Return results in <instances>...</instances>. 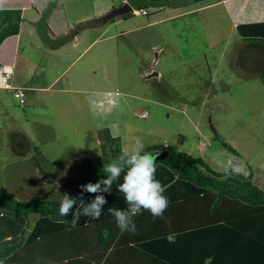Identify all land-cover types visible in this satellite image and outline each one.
<instances>
[{
	"label": "rangeland",
	"instance_id": "obj_1",
	"mask_svg": "<svg viewBox=\"0 0 264 264\" xmlns=\"http://www.w3.org/2000/svg\"><path fill=\"white\" fill-rule=\"evenodd\" d=\"M65 3L72 22L81 15L83 24L88 23L77 48L67 45V37L49 40L44 27L35 44L29 39L36 29L34 12L26 14L21 30L26 51L21 50L11 80L26 88L25 103L13 90L0 89V187L22 201L50 189L52 201L63 199L65 193L72 196L81 190L84 159L102 154L98 135L104 129L120 137L122 149L131 151L134 138L140 136L145 148L171 144L219 171L223 169L212 158L219 149L237 158L224 147V140L242 154L252 180L264 187V83L258 74L264 51L241 40L231 14L222 17L215 9L186 14L185 6L163 11L148 7L147 14L131 11L129 18L116 19L120 24L111 20L96 31L89 23L106 19L110 10L125 4L123 0ZM175 11L182 13L171 17ZM166 17L147 27L152 19ZM159 37L164 43L155 53L152 44ZM95 38L99 39L71 61ZM157 56L154 65L152 58ZM148 64L157 70L145 77L142 70ZM36 147L41 150L38 155ZM151 155L157 160L166 153Z\"/></svg>",
	"mask_w": 264,
	"mask_h": 264
},
{
	"label": "trees",
	"instance_id": "obj_2",
	"mask_svg": "<svg viewBox=\"0 0 264 264\" xmlns=\"http://www.w3.org/2000/svg\"><path fill=\"white\" fill-rule=\"evenodd\" d=\"M66 1L71 0H58L57 4L54 0H0V65L13 61L23 21V6L45 10L47 17L53 6L56 7L51 14V23L57 33H64L69 26ZM129 2L139 9L174 4L171 0ZM130 13L123 14L124 18H129ZM46 18L42 17L44 23ZM236 30L242 41L264 51V20L238 23ZM258 74L264 83V63ZM98 136L102 154L84 159L86 174L79 181L80 185L107 179L104 166L121 154L119 136H114L109 129L101 130ZM222 143L227 150L241 157L232 145L224 140ZM35 150L37 155L41 151L37 147ZM144 152L166 153L165 157L155 160V177L166 187L164 195L169 200L161 217L154 218L150 211L142 209L133 217L137 233H121L109 208L128 207L124 193L118 190L127 170L113 181L110 193H97L107 200L100 218L81 216L75 227L70 222L77 208L83 209L81 190L69 196L77 202L69 215L61 217L62 199L52 201L49 198L54 189L22 201L7 188L0 187V264H187L188 261L183 262V256L175 258L173 255L182 233L210 230L215 235L213 239L221 240L224 229L242 238L251 236L254 241L246 248L247 259L245 252L242 256L232 255L234 260L231 259L229 264H243L247 260L250 264H264V190L253 182L252 174L224 179L223 170H215L204 158L180 151L171 144L150 145ZM35 163L38 164L37 156ZM39 171L54 182L43 167H39ZM97 194L84 192L83 203H90ZM253 246L259 250L258 254L253 252ZM181 247L186 255L196 249L187 243ZM218 253L209 250L205 259L213 264L226 262Z\"/></svg>",
	"mask_w": 264,
	"mask_h": 264
},
{
	"label": "crops",
	"instance_id": "obj_3",
	"mask_svg": "<svg viewBox=\"0 0 264 264\" xmlns=\"http://www.w3.org/2000/svg\"><path fill=\"white\" fill-rule=\"evenodd\" d=\"M84 0H75V2H81ZM172 2H174V4L172 5H166V6H161V7H157V9H159L160 11L165 10V8L167 6L169 7H173L175 9L181 7V6H185L187 7V10H185L184 12L191 13V12H199L202 10H208V9H215V13L222 16L224 13L231 14L233 16V20H234V26L236 27L238 23L241 22H251V21H259V20H264V0H171ZM58 2V0H57ZM57 4V3H56ZM78 4V3H77ZM66 5V3H65ZM108 7V6H107ZM54 6H53V10H54ZM108 8H104V10H106ZM29 10H32L34 12V14L32 15L33 17V21L32 24L34 23V27L36 29H33L29 39L31 41H33L35 44H38L37 42V35H38V31L41 28H45V30L48 31V34L50 36L51 39L49 40H54L55 37L61 36L59 38V40L66 38L69 39L68 40V44L69 46H72L73 48H77L81 43V38L83 36H85L86 34V29L87 28V24H83V19L85 18V16H79L78 20H75V22H72L70 20V18L67 15V19L69 22V26L68 28L65 30L64 33H55L53 32V23H51L52 20V12H50L51 14L48 16V18H46L45 16H43L45 13V10H38L37 8H35V6H23L22 8V18L23 21L21 23V28H20V32L17 36V43H16V47H15V52H14V57H13V61L12 62H8V63H4L2 65H6V66H11L13 69V73L14 70L16 68V62L19 59V56H21L22 52H25L26 50H24L23 48V42H22V35H21V30H23V26L26 20V14ZM104 10H101L103 12L100 11V13H107ZM108 11V10H106ZM113 9L110 10V14L107 15L106 19H99V21H91V23H89V25H91L92 27H97V30H100L103 26L107 25L108 21L113 20V18H115L112 22V24L114 25H118L120 24L121 19H119L118 21H116L117 18L123 16V15H114L112 13ZM175 14H173L171 17H176L178 15H180L182 12L180 13H176V11L174 12ZM42 17L46 18L47 20L45 21L44 25L41 21ZM96 17V16H95ZM219 17V16H218ZM168 17L166 18H156V19H152V21H149L147 24V27L149 28L150 26H155L156 24L158 25L159 23L165 21ZM127 19V18H123ZM60 25L56 24V27L59 28ZM140 27H144V25L140 26ZM35 30V32H34ZM51 31V32H50ZM92 34V33H91ZM160 36V33H159ZM53 38V39H52ZM56 39V38H55ZM99 38H95L91 43H89L87 46H85V49L83 51H81L77 56L73 57V59L71 61H76L77 58L80 57V55L94 42L97 41ZM29 40L24 41V45L25 42H27ZM163 41L161 40V38L159 37L157 42L152 44V51L155 53H159V51H161V46L163 45ZM43 44L46 46H50L53 47L51 44L47 43V41H43ZM158 48V50L156 51L155 49ZM9 49H11V47L7 48L8 52L10 51ZM21 50H23L21 52ZM164 52V50H163ZM197 56V54H194L192 56L195 57ZM3 58H6L5 56H3ZM158 56L155 59L152 58V62L154 63V65L158 64ZM157 63V64H156ZM157 69L154 68V66L152 64H148L145 68H143L142 73H144L145 77L149 76L153 71L155 73ZM148 73V75H147ZM158 76H161V73L159 71H157L156 73ZM13 76V74H12ZM12 80V79H11ZM24 87V86H23ZM33 88V87H32ZM3 89V88H0ZM26 89V88H25ZM5 90V89H4ZM241 154V153H240ZM238 158V160H240L242 158V154L241 157L236 156ZM248 163V162H247ZM252 174L249 173L248 171V175ZM253 176V174H252ZM253 179V178H252ZM256 185H258L260 188H262L264 190V187H262L261 183H258V181H253ZM180 239L181 242L179 243V247L176 249V251L173 253V255L176 256H183L181 257L182 259H184L183 262H187V264H213L210 263L209 261H207L205 259L206 257V253L207 251L211 250V252H215L216 254H219L218 252L221 253L222 258L226 259V262H223L221 264H229V262L232 259V255H238L240 254L241 256L244 255L243 253L245 252L246 255V259L248 258V253L246 252V248L248 246H251L254 241L252 239L251 236H246L244 238L239 237V236H235L233 232H231L229 229H224L222 230L221 233V240H216L213 239L215 237V235H213V233L210 230H200V231H194L191 232L190 234L188 233H182L180 235ZM239 237V238H238ZM242 238V239H240ZM183 243H187L189 246H196V249L194 250L193 253H189V254H185L182 250H181V246ZM253 252L255 253H259V250L257 249L256 246H253ZM193 249V248H192ZM192 251V250H191ZM189 251V252H191ZM191 254V255H190ZM190 255V256H188ZM187 257V258H184ZM258 258V257H257ZM189 259L191 260V262L189 261ZM179 260V259H178ZM234 260V259H232ZM248 262V260H247ZM243 263V264H250V263ZM175 264V263H174Z\"/></svg>",
	"mask_w": 264,
	"mask_h": 264
},
{
	"label": "clouds",
	"instance_id": "obj_4",
	"mask_svg": "<svg viewBox=\"0 0 264 264\" xmlns=\"http://www.w3.org/2000/svg\"><path fill=\"white\" fill-rule=\"evenodd\" d=\"M144 148L143 138L136 136L131 151L128 148H123L116 160L104 166L103 170L107 173V179H102L95 184L89 182L80 186V199L83 209L81 211L80 206L74 213L73 220L70 222L73 227L77 225L81 216L93 219L100 218L107 200L104 195L97 193H110L113 181L118 180L125 170H127L126 174L123 177V182L118 185V190L124 193L128 207L127 209L109 208V212L115 217L121 233H137L133 217L140 214L142 209L150 211L154 218L161 217L164 214L169 206V200L164 195L166 187L156 179L155 160L150 153L144 152ZM212 158L216 161L218 167L223 169L224 179L233 176L247 177L248 170L245 162L227 154L225 150L219 149L213 154ZM84 192L97 195H95L94 200L85 205L82 200ZM76 202L75 198H70L65 193L59 207V215L61 217L69 215Z\"/></svg>",
	"mask_w": 264,
	"mask_h": 264
},
{
	"label": "built area",
	"instance_id": "obj_5",
	"mask_svg": "<svg viewBox=\"0 0 264 264\" xmlns=\"http://www.w3.org/2000/svg\"><path fill=\"white\" fill-rule=\"evenodd\" d=\"M125 3H129V0H123ZM134 13L147 14V9L133 10ZM12 67L6 65H0V88L13 90V95L19 98L21 104L26 101V89L22 86H14L12 84Z\"/></svg>",
	"mask_w": 264,
	"mask_h": 264
},
{
	"label": "water",
	"instance_id": "obj_6",
	"mask_svg": "<svg viewBox=\"0 0 264 264\" xmlns=\"http://www.w3.org/2000/svg\"><path fill=\"white\" fill-rule=\"evenodd\" d=\"M133 9L132 5L130 3H126L123 6L119 7V8H115L112 13L114 15H123L126 14L128 12H131Z\"/></svg>",
	"mask_w": 264,
	"mask_h": 264
}]
</instances>
